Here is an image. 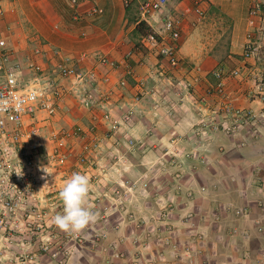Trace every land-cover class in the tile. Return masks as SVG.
Wrapping results in <instances>:
<instances>
[{
	"label": "crops",
	"instance_id": "1",
	"mask_svg": "<svg viewBox=\"0 0 264 264\" xmlns=\"http://www.w3.org/2000/svg\"><path fill=\"white\" fill-rule=\"evenodd\" d=\"M143 1L81 0L73 7L69 0H0V38L11 50L12 62L39 66L43 87L52 81L69 91L55 116L47 118L38 113L33 120H26L27 125L33 122L42 126L46 153L51 151L48 138L54 131L80 129L79 135L67 141L69 151L77 155L90 141L87 131L92 116L96 115V136L103 142L90 160L96 166H104L107 179L113 181L137 172L145 177L152 170L155 187L162 194L167 192L163 189L176 193L173 190L179 185L174 178L178 176L176 164L187 162L190 174L194 175L193 179L186 176L183 187L195 192L198 200L182 206L173 200L167 205L160 195L158 201L122 203L126 211L137 210L133 213L148 217L145 208L154 204L158 205L157 209L171 206L169 224L175 240L186 241L188 235H195L199 229L205 233L203 256L195 253L192 259L186 257L180 262L167 254L166 260L172 264H264V234L258 230L264 228V129L242 128L226 133L218 112L222 99L205 94L214 84V70L238 66L248 31L247 15L241 16L235 8L225 10L219 0H167L161 11L142 21L139 7ZM196 3L204 13L199 23H195ZM92 8L102 13L89 17L87 13ZM76 15L81 19L76 20ZM221 16L230 19L228 49L224 53L218 37L222 31ZM170 18L181 21V65L176 69L168 67L144 37L134 31L139 22H144L159 36L163 22ZM261 49L253 58L258 65ZM97 54L121 67L110 70L99 65L93 58ZM66 57L72 59L78 71L94 72V80L78 83L73 78L57 76L56 67ZM125 63L133 70V77H126ZM191 68L199 80L196 85L191 83ZM23 77L27 81L32 78L25 71ZM104 79L109 81L105 83ZM121 79H126L123 87L118 83ZM225 93L235 107L258 112L260 104L247 99L236 81L227 82ZM89 94L98 102L94 111L84 109L80 103ZM105 113L120 123L116 132L107 138L104 135L109 125L102 118ZM165 161L169 169L165 168ZM132 162H137L134 167ZM195 162H201L200 166ZM207 162L214 163L207 167L204 165ZM67 164L71 168L77 166L71 160ZM140 165L142 171L135 172ZM164 172L177 183L168 188L165 180L158 182L157 175ZM58 203L63 207L61 200ZM202 208L209 209L203 212ZM114 213L117 229L103 230L106 240L97 245L99 248L74 249L67 257L68 264H133V257L139 260L138 264H149L151 252L159 248L115 244L128 236L125 225L130 216L123 218L121 213ZM163 220L162 224H166ZM214 224L218 229L209 233ZM117 249L127 253V260L112 258ZM195 250L198 252V245ZM152 258L157 259L154 264H166L165 260L158 259L157 253Z\"/></svg>",
	"mask_w": 264,
	"mask_h": 264
},
{
	"label": "built area",
	"instance_id": "2",
	"mask_svg": "<svg viewBox=\"0 0 264 264\" xmlns=\"http://www.w3.org/2000/svg\"><path fill=\"white\" fill-rule=\"evenodd\" d=\"M80 1L69 0L73 7ZM166 4L167 0H144L139 7L140 18L142 21L145 20L148 16L161 11ZM100 13H102L100 9L92 8L87 15L91 17ZM194 13L197 18L195 23H199L203 19L204 13L197 3ZM80 19L81 16L76 15V20ZM180 23L181 21L176 18L166 19L163 22L161 35L156 36L154 34V37L144 38L152 49L157 52L158 56L172 69H176L181 65L179 58ZM246 26L248 31L238 66L234 69L217 68L214 70L212 72L214 84L205 92L207 96L222 99L218 112L223 120L221 126L228 134L242 128L249 130L253 128L264 129V70L253 61L258 49L262 48L264 40V12L259 0H251L247 12ZM34 53L38 52L34 51ZM93 58L99 65L108 67L110 70L121 67L120 64L101 54L94 55ZM124 67L126 77H133V70L126 63ZM24 71L32 76L31 80L27 81L23 77ZM193 71L194 69L191 68L189 72L192 73ZM55 72L60 78H73L78 83H84L95 78L94 72L84 73L78 71L74 67L72 59L67 57L56 67ZM42 73L39 66H24L13 63L11 50L7 47L5 40L0 38V172L7 173L5 179L4 177L0 179V184H5L7 187L5 190L2 189V192H12L17 195L19 200L31 196L36 173L39 174L41 179H46L53 172L62 177L68 175L70 178L74 172H79L87 175L92 185L97 184L100 178L106 175L103 167L96 166L94 161L90 160L91 154L99 150L103 142L102 139L96 136V115L92 116L87 131L90 141L81 147V151L75 158L77 166L72 167L69 171L65 169V164L73 158V154L67 147V141L70 137L79 135L78 133L81 130L75 129L71 132L65 130L54 131L48 138L52 145L51 151L46 153V146L41 137L42 126L37 123L34 125L33 122L27 125L26 120H33L38 113H43L47 118L55 116L69 94V91L63 85L52 81H48V86L43 87L41 84ZM192 76L191 83L198 84L197 74L192 73ZM229 80L237 82L247 99L260 104L258 112L250 108L235 107L229 101L225 93V86ZM108 81V79H104L105 83ZM118 83L119 86L123 87L126 85V79H121ZM141 83L139 82L138 85H141ZM80 103L88 111H94L98 106L97 100L91 94L84 95ZM102 118L109 125L108 131L104 135L107 138L116 132L120 123L111 119L107 113L103 114ZM39 160H42L41 164L39 163L40 165L38 164ZM51 167H57L58 171L52 170ZM45 168L47 173L43 171ZM15 181H21V191L19 192L15 189L16 186H13L14 183L12 182ZM47 182L45 184L50 189L55 186L50 184L49 181ZM54 189L50 190L49 195L54 193ZM21 193L22 196L20 197L18 194L21 195ZM15 200L2 202V199H0V202L4 203L5 207L13 209L22 205V201L19 204V201L14 202ZM258 230L264 234V228L259 227ZM164 232L166 235L161 238L160 242L163 247H167L172 243V236L167 233L168 230ZM192 236V240L195 237L197 244L200 245L199 240L201 237ZM164 252L165 250H162L158 255L159 260H165ZM189 253H191L190 248H186V257H189ZM111 256L117 260H127L128 257L123 252H114ZM262 257L264 258V254ZM156 261L157 259L152 262L155 263ZM132 263L138 264L139 260L135 259ZM166 264L170 263L167 262Z\"/></svg>",
	"mask_w": 264,
	"mask_h": 264
},
{
	"label": "rangeland",
	"instance_id": "3",
	"mask_svg": "<svg viewBox=\"0 0 264 264\" xmlns=\"http://www.w3.org/2000/svg\"><path fill=\"white\" fill-rule=\"evenodd\" d=\"M219 1L225 10L231 11L232 8H235L236 10H239L240 15H247L246 12H248L247 8L250 5V1ZM259 1L262 4L264 12V0ZM219 19L221 20L222 31L218 37H220L222 45L221 53H224L228 49L227 45L230 37V19L227 16H221ZM259 55V67L264 70V46L260 50ZM75 158L76 155H73V158L70 160L76 163ZM41 162L42 160H39L38 164H41ZM134 163L137 162H132L133 167L135 166ZM167 163L168 162L165 161L164 166L166 169H169L170 165ZM195 163L198 166L201 164V162ZM213 163L214 162H207L204 165L207 164V167H209ZM176 165H178V176H175L174 178H177L179 185L173 188L176 192L173 193L174 195L172 193H168L167 189H163L164 192L167 191L164 194H162V192L158 193V189L155 187L156 184H154L156 179L155 172L152 170L149 171V174L145 177L137 172V175H130V177L125 176L120 178L119 181H113L111 178L107 179V171L104 168L106 175L101 177L97 184H90L91 189L88 195V205L95 211V218L90 220L81 230L73 231L71 233L59 229L54 223V217L58 214H62L63 210V207H61L58 203L60 199L57 196V192L59 193L63 189L65 183L68 179H70V176L67 175L66 177H62L53 172L50 177L41 179L39 174L36 173V180L31 196L21 198V200H19L17 195L12 192H2V189L5 190L7 187L5 184H0V199H2V202L16 199L14 202L19 201V204H21L20 202L22 201L21 206L13 209L5 207L4 203L0 202V264H68L67 257L74 249L99 248L97 245L106 240L103 230L105 231L108 228L117 229L118 225L115 221L116 214L114 212L118 214L121 213L120 216L122 215L123 218H128V216H130L128 224L125 225L128 236L122 238L123 242L115 241L114 243L127 244L130 248L138 247L139 249H143L144 246L148 247L149 245H154L156 248H159L155 252L151 250V255L148 258L149 264H154L152 261L156 258L152 257H154L156 253L159 255L160 250H165V263L168 262L170 264L172 263L166 260V255L172 254L173 259L182 262L186 258V248H190L191 251L188 255L189 259H192L193 254L195 253L203 256V252L205 251V233L200 229H196L197 232L195 233V236L201 237L199 240L200 245L197 244L195 237L192 240V235H186V241L182 242L174 239L175 233L169 224V215L171 217V212L173 210L171 206H165L161 209H157L158 205L154 204L150 208H145L146 210L148 209L146 213L148 214V217H145L142 213H140L142 216H138L133 213L138 212L137 210H130L132 212H127L126 207L122 205V203L126 205L132 204L136 200H143L144 202H148V200L158 201L160 195L163 196V200L166 201L167 205H171L170 202H173V200L178 201L180 206L187 205L190 202L192 203L193 201L198 200L196 199L197 195L195 192L187 190L183 187L186 184L187 177L190 176L191 179H193L194 173L192 172V174H190L191 171L189 170V164L182 161ZM192 167L194 166L192 165ZM51 168L54 171H58L57 167ZM65 169L69 171L71 167H68V164L66 163ZM140 169L142 171L141 165L140 167H136L134 170L136 172L140 171ZM152 169H154V167H152ZM197 169L199 170V167ZM6 174V172H0V179L2 177L5 179ZM164 174H166V172L162 175H157L158 182L165 180L168 188L171 187L172 184L177 183L176 180H173L171 175L168 173L166 175ZM196 175L198 176L199 174L196 173ZM47 181L55 186L50 189V187H47L45 184ZM12 183H14L13 186H16L15 189L17 192L21 191V181H15ZM22 184L24 185L23 181ZM180 184L182 185V189ZM53 189L57 191H53L54 193L49 195L50 190L52 191ZM171 194L173 196L170 197ZM18 195L21 197L22 193L21 195ZM50 196L55 198L49 199ZM52 203H56V206ZM203 209L204 208H202V210ZM207 209L203 210V212ZM141 210L146 211L143 207ZM193 211L196 212L195 210ZM193 211H190V213L194 214ZM136 216L138 219L135 218ZM162 219H165L163 222L166 224H162ZM156 222H158V225ZM215 229H218V225L214 224L210 226L208 231L209 233H212ZM165 230H168L167 233H170L172 236V243L167 247L160 245L161 238L166 235L164 232ZM156 243L158 244L157 246ZM196 245H198V252H195ZM110 247L112 248V246L109 245L108 248ZM116 252H123L127 254L126 252L119 251L118 249ZM133 258L136 259V257Z\"/></svg>",
	"mask_w": 264,
	"mask_h": 264
},
{
	"label": "clouds",
	"instance_id": "4",
	"mask_svg": "<svg viewBox=\"0 0 264 264\" xmlns=\"http://www.w3.org/2000/svg\"><path fill=\"white\" fill-rule=\"evenodd\" d=\"M43 171L46 172V168ZM89 191V177L74 172L59 192L63 213L54 217V223L59 229L69 233L79 231L95 218V211L88 205Z\"/></svg>",
	"mask_w": 264,
	"mask_h": 264
},
{
	"label": "trees",
	"instance_id": "5",
	"mask_svg": "<svg viewBox=\"0 0 264 264\" xmlns=\"http://www.w3.org/2000/svg\"><path fill=\"white\" fill-rule=\"evenodd\" d=\"M136 34L142 35L144 38L146 37H154V33L152 30L144 23V22H139L135 30Z\"/></svg>",
	"mask_w": 264,
	"mask_h": 264
}]
</instances>
